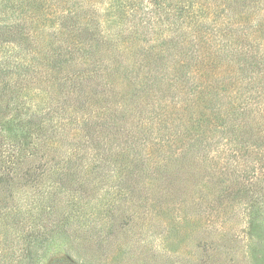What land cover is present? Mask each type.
I'll return each instance as SVG.
<instances>
[{"label":"trees","instance_id":"trees-1","mask_svg":"<svg viewBox=\"0 0 264 264\" xmlns=\"http://www.w3.org/2000/svg\"><path fill=\"white\" fill-rule=\"evenodd\" d=\"M186 8L170 0H0V264H43L67 243L79 264H106L98 258L108 255L122 205L129 221L162 212L176 230L225 218L223 195L214 198L210 176L193 165L210 159L211 132L233 118L247 129L240 142L250 141L235 84L221 81L247 51L240 45L264 36V0H225L222 38L211 47L198 37L193 49ZM171 11L184 19L174 36L160 28ZM200 100L209 107L199 115L204 131L183 119L175 130V118L191 120ZM153 130L165 139L128 142ZM239 231L264 255V226L249 220ZM203 239L201 256L174 264H217L203 253L216 240Z\"/></svg>","mask_w":264,"mask_h":264},{"label":"rangeland","instance_id":"rangeland-1","mask_svg":"<svg viewBox=\"0 0 264 264\" xmlns=\"http://www.w3.org/2000/svg\"><path fill=\"white\" fill-rule=\"evenodd\" d=\"M170 1L174 5L180 2L186 10L187 5L191 4L192 10L185 11L183 17L187 13L189 14L184 18L185 20L183 17H178L177 13L173 11L164 12L160 20L162 31L174 36L177 31L179 32V26L184 20L183 26L189 31L187 39L190 44L188 46L192 49L195 44H202L196 39L198 37L208 40L206 44L211 47L216 45L212 38L217 40L222 38L221 28L224 30L223 21L226 14L225 0ZM144 15H148V13ZM131 32L132 27L128 30V34ZM151 34L147 35L148 42L154 41V39H150ZM251 39L253 41H250V44L242 43L240 45L247 51L242 53V59L226 72L221 81L222 84L228 82L235 84L233 95L237 97L238 103L245 108L242 111L245 110L248 113L253 125V133L249 136L250 141L246 145L244 142H240L239 139L245 136L243 132L247 129H239V121L233 118L218 127H223V132L212 131L211 136L208 135L210 137L207 142L208 150H212L210 159L206 160L205 164L194 163L193 165L194 171L206 174L207 178L210 176L212 181L207 189L213 194L212 196L215 198L218 194L223 195V200L228 205L225 209L226 213L223 215L225 218H217L214 212L213 216L206 217L198 221L197 224L184 222L182 226H179L180 230H176L172 229L173 226L168 220L169 218L162 222L166 218L163 217L162 212L151 219L137 218L134 221H129L124 218L128 205L118 206L115 213L121 222L109 234L108 242H110L105 248L108 255L105 258H98L100 262L103 261L106 264H164V262H170L174 264L177 259L187 262L186 260L193 257L196 252L201 256L202 248H197V244L200 239L204 240V236L216 240V243L210 248L211 250L203 249L205 255H210L213 258L212 262L235 264L233 258L236 256L241 257L236 264H255L252 263L254 257L258 259V261L256 260L257 264H264V255L258 253L259 251L244 236V232L239 231L240 228L248 226L249 220H253L254 224L260 227L264 226V36ZM244 54H246L245 58ZM215 64V66H220L221 60L217 59ZM200 80L203 85L206 83L204 78H200L196 82ZM167 85L166 81L163 86L167 88ZM125 86L127 85L118 87L123 90ZM168 92L164 93H167L165 97H169L170 102L173 96ZM198 104L199 106L194 107L190 110L189 115L187 114L188 117H192H190L191 120H188L184 114L181 116L182 118H175L173 126L175 130L185 128L183 123L181 125L177 121V119H183V121H190V125L194 126L195 131H204L206 124L204 125L202 118L199 119V115L204 113L201 108L208 111L209 107L201 100L198 101ZM144 116L146 113H143L140 118L143 120ZM138 121L139 117L135 119V123L138 124ZM203 126L205 128H202ZM144 136L151 139L153 137V140L158 142L161 138L165 139L166 137L158 130H153L150 135L147 133L143 136L137 132L136 135L128 138V142L137 148H142L145 144ZM212 182H216V186L212 185ZM217 183H221V185ZM245 200L252 206L246 204ZM205 220L211 223L209 226L214 233L208 230ZM222 244L224 247H220ZM62 247L63 249L58 247L52 249L43 264H79L80 259L77 258L76 253L68 251L69 249L75 250V246L67 243ZM88 249L90 250V248ZM91 258H96V255L85 256V260H91ZM89 260L85 262L91 263Z\"/></svg>","mask_w":264,"mask_h":264}]
</instances>
